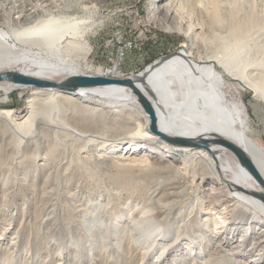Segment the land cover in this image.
I'll use <instances>...</instances> for the list:
<instances>
[{
  "label": "bare ground",
  "instance_id": "6f19581e",
  "mask_svg": "<svg viewBox=\"0 0 264 264\" xmlns=\"http://www.w3.org/2000/svg\"><path fill=\"white\" fill-rule=\"evenodd\" d=\"M227 2L235 4L234 7L228 8L225 5ZM235 2L151 0L148 12L159 29L185 35L194 53L176 51L157 59L141 72L124 78L115 72L116 69L105 73L97 69L94 75L80 73V63L87 60L90 47L81 42L83 31L78 27L81 21L73 17L60 16L47 10L40 15L34 11L29 14L21 11L19 22H14L11 30L0 29V74L12 72L53 83H61L77 75L132 79L138 91L153 106L157 131L170 137L203 139L207 142L206 150L173 146L151 133L148 116L136 96L126 87L105 86L63 93L55 88L40 89L0 82V93L3 94L0 103H5L4 99L14 90H29L24 117L15 118V110L0 107V135L9 136L4 142L5 146L12 138L8 130L29 140L30 131L36 126L45 137L51 139L52 145L43 157L45 160L48 155L49 160L54 161L62 156L64 150L65 143L52 138V133L66 134L67 138L73 136L87 143L92 141L90 143L101 149L109 148L111 155L106 159L120 168L116 172L120 185L138 193L151 185L154 194L159 190V179H162L164 186L168 187L164 189L162 198L170 197L165 206L174 209L181 199L187 202L194 200L188 215L199 209H194V205L200 202L210 204V209L204 211L214 220L209 237L229 244L236 235L241 234L239 242L234 240L229 251L236 256L249 258L251 264H264V203L257 197L263 190L228 150L212 142L217 135L234 143L243 150L264 180V152L244 133L242 110L223 91L226 76L244 82L257 97L264 99V34L262 43H256V40H260L259 33L264 31V23L249 9ZM82 7L90 14L96 11L93 6ZM31 14L33 19L29 18ZM222 28H226V32L219 34ZM205 30L211 31L213 36L207 39L208 44L219 43L216 49L210 50L203 43L193 41L192 32L198 36ZM253 51L257 52L252 54ZM217 67L221 68L223 74ZM145 146L173 162L181 158L182 167H172V162L165 158L161 160L170 165L150 162L156 159L155 152H144L139 158H134L136 150ZM118 149L122 151L114 153ZM105 152L98 157H104ZM130 164L141 170L142 182H137L132 167L127 168ZM196 178L200 183L208 184L200 193L193 187ZM216 206H221L222 210L215 211ZM90 208H93L92 213L85 220L90 246L98 241L106 246L111 235L99 228L103 226L97 211L100 204ZM157 224L155 219L140 221L137 230L135 228L136 237L132 236V230L130 233L124 227L116 230L113 237L116 240L118 234L122 236L127 233L134 242H148L155 233H159ZM202 233L194 235L193 231L185 236L192 238L186 244L187 253L193 252L194 247H189L193 241L206 238ZM163 238L166 236L163 235ZM248 239L251 240L249 248Z\"/></svg>",
  "mask_w": 264,
  "mask_h": 264
},
{
  "label": "rangeland",
  "instance_id": "374dc122",
  "mask_svg": "<svg viewBox=\"0 0 264 264\" xmlns=\"http://www.w3.org/2000/svg\"><path fill=\"white\" fill-rule=\"evenodd\" d=\"M235 1L264 23V0ZM150 3L151 0H0V29L11 30L14 22H19L21 11L24 14L34 11L40 15L47 10L73 17L81 21L78 26L83 31L81 42L90 47V55L85 59L87 63H80V73L94 75L97 69L104 73L116 69L115 72L124 78L176 51L194 53L185 35L159 29L149 15ZM225 5L229 8L235 4L227 2ZM82 6H93L96 11L87 13ZM29 18L33 19V14ZM222 29L219 34L226 32V28ZM193 32L195 43H203L210 50L219 45L218 42L208 44L207 39L213 38L211 31L205 30L198 36ZM262 34L264 31L259 33L260 40L256 43H262ZM217 70L223 74L220 67ZM224 83L225 95L242 110L244 133L264 152V99L257 97L244 82L224 76ZM28 95L29 90H14L0 107L11 108L15 110V118H22L27 111ZM2 97L0 93V100ZM8 131L12 136L8 146L4 142L9 136L0 135V264H251L249 258L229 251L232 243L239 242L241 234L229 244L209 237L214 220L204 211L210 209V204L200 202L194 205V209H199L188 215L194 200L181 199L174 209L165 206L170 197L162 198L164 189L168 188L162 179L158 181L157 195L152 194L151 185L141 193L120 185L116 180L120 168L106 159L111 155L109 148L101 149L90 143L92 141L87 143L73 136L67 138L66 134L52 133V138L65 143L64 150L54 161L49 160L48 155L45 160L43 157L52 145L51 139L38 127H32L29 140ZM145 147L136 150L133 157L155 152ZM104 151L105 159L99 158ZM121 151L118 149L114 153ZM155 155L156 159L150 162L170 165L161 160L167 157L157 152ZM168 160L172 167H182L181 158L176 162ZM132 165L127 168L132 167L137 182L141 181V170ZM193 183L198 193L208 186L197 178ZM97 203L103 224L99 228L111 235L106 246L99 241L90 246L85 232V220L93 210L90 207ZM214 209L221 211L222 207ZM86 212L88 214L84 215ZM148 219H155L159 228V233L148 242H134L127 233L122 236L120 233L118 239H114L116 230L122 227L129 232L132 230L130 233L136 237L137 224ZM193 231L194 235L203 232L206 238H195L189 245L194 247L190 254L185 247L192 238L185 236ZM247 243L249 248L251 240Z\"/></svg>",
  "mask_w": 264,
  "mask_h": 264
},
{
  "label": "water",
  "instance_id": "95a60500",
  "mask_svg": "<svg viewBox=\"0 0 264 264\" xmlns=\"http://www.w3.org/2000/svg\"><path fill=\"white\" fill-rule=\"evenodd\" d=\"M0 82H11L14 84L33 86L40 89L46 88H55L59 92L63 93H74L79 89L86 88H98L105 86H121L126 87L132 91L136 96L138 103L142 107V110L149 118V131L153 134H156L161 140L165 141L168 144L179 147H189V148H201L206 150L207 146L205 140L203 139H190V138H179V137H170L165 134L160 133L156 129V115L150 101L141 94L135 86V83L132 79L126 78L123 80H114L104 77H93V76H72L62 81L61 83L47 82L43 80L29 78L17 73L6 72L0 74ZM213 144L221 146L225 150H228L237 160L238 164L244 168L251 177L260 185L263 190V193L258 197L264 203V180L256 171L255 167L246 156V154L234 143L216 135Z\"/></svg>",
  "mask_w": 264,
  "mask_h": 264
}]
</instances>
